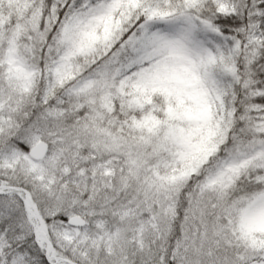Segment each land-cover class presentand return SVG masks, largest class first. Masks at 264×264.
<instances>
[{"label":"snow or ice","instance_id":"6c2138e0","mask_svg":"<svg viewBox=\"0 0 264 264\" xmlns=\"http://www.w3.org/2000/svg\"><path fill=\"white\" fill-rule=\"evenodd\" d=\"M0 264H264V0H0Z\"/></svg>","mask_w":264,"mask_h":264}]
</instances>
